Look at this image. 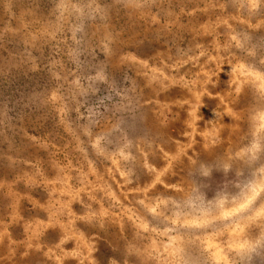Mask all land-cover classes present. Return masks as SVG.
I'll list each match as a JSON object with an SVG mask.
<instances>
[{
    "label": "rangeland",
    "instance_id": "374dc122",
    "mask_svg": "<svg viewBox=\"0 0 264 264\" xmlns=\"http://www.w3.org/2000/svg\"><path fill=\"white\" fill-rule=\"evenodd\" d=\"M0 264H264V0H0Z\"/></svg>",
    "mask_w": 264,
    "mask_h": 264
}]
</instances>
